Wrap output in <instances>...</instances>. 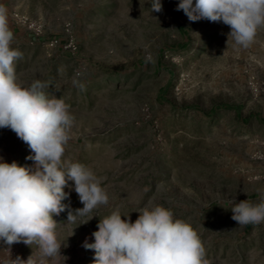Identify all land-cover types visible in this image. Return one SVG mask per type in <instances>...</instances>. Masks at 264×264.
I'll return each mask as SVG.
<instances>
[{"label":"rangeland","instance_id":"rangeland-1","mask_svg":"<svg viewBox=\"0 0 264 264\" xmlns=\"http://www.w3.org/2000/svg\"><path fill=\"white\" fill-rule=\"evenodd\" d=\"M179 3L161 0L151 13L150 0H0L22 53L19 82L39 79L70 105L65 156L89 166L109 195L87 224L67 223V208L53 216L57 264H93L83 245L100 218L118 207L134 222L145 204L189 222L209 264H264V222L238 225L230 207L264 199V30L234 47L229 26L189 21ZM32 154L0 129V160L32 166ZM64 191L63 204L83 207L71 181ZM35 248L0 241V264Z\"/></svg>","mask_w":264,"mask_h":264},{"label":"clouds","instance_id":"clouds-1","mask_svg":"<svg viewBox=\"0 0 264 264\" xmlns=\"http://www.w3.org/2000/svg\"><path fill=\"white\" fill-rule=\"evenodd\" d=\"M150 3L151 13L162 11L161 0ZM177 10L192 22L222 21L230 27L227 44L238 48L247 49L264 30V0H180ZM13 41L7 10L0 5V129L12 130L25 142L33 153L27 159L34 162L21 166L0 160V241L36 246L33 255L18 257L15 264H57L62 242L53 216L67 208V223L87 224L97 216L94 210L109 204V195L89 166L65 156L73 138L70 105L47 93L39 79L28 86L19 82L15 65L22 53ZM69 181L82 208L62 203ZM230 207L238 225L264 222V199L230 200ZM136 212L134 222L118 207L100 218L94 242L83 245L94 250L93 264H209L197 230L170 208L145 204Z\"/></svg>","mask_w":264,"mask_h":264},{"label":"built area","instance_id":"built-area-1","mask_svg":"<svg viewBox=\"0 0 264 264\" xmlns=\"http://www.w3.org/2000/svg\"><path fill=\"white\" fill-rule=\"evenodd\" d=\"M16 18H17L18 21H24L25 25H28L31 30H34V26L31 23H29V19L20 18L19 16H16ZM15 261L16 260H12L9 264H15Z\"/></svg>","mask_w":264,"mask_h":264}]
</instances>
